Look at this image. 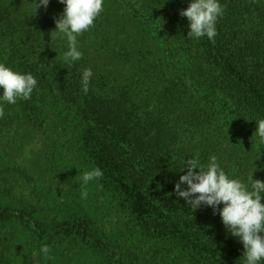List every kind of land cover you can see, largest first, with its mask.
<instances>
[{
	"label": "trees",
	"instance_id": "obj_1",
	"mask_svg": "<svg viewBox=\"0 0 264 264\" xmlns=\"http://www.w3.org/2000/svg\"><path fill=\"white\" fill-rule=\"evenodd\" d=\"M189 2L103 0L69 65L59 0H0V63L37 79L0 105V264H244L219 214L174 186L211 155L264 181V0H220L214 42L188 38Z\"/></svg>",
	"mask_w": 264,
	"mask_h": 264
},
{
	"label": "clouds",
	"instance_id": "obj_2",
	"mask_svg": "<svg viewBox=\"0 0 264 264\" xmlns=\"http://www.w3.org/2000/svg\"><path fill=\"white\" fill-rule=\"evenodd\" d=\"M64 5L62 14L55 20L56 30L67 40L68 47L63 54L65 63L71 65L82 57L77 46V37L88 30L94 20L103 11V0H59ZM34 12L49 0H33ZM220 0H190L187 8L179 15L188 21V38L207 37L214 42L217 35L216 22L223 15ZM92 70L82 72L81 83L88 90ZM37 86V79L32 73H22L0 63V105L15 104L18 99L29 100ZM3 109L0 107V117ZM255 135L264 143V119L256 121ZM186 173L179 176L174 192L192 209L210 207L213 214H219L221 222L233 237L243 245L244 264H261L264 261V181L253 179L251 172L247 181L230 176L220 166L216 155H211L207 164H200L198 159L184 160L180 169ZM198 170V171H197ZM99 167L86 170L81 175V197L87 198L84 185L103 177ZM186 186V187H185ZM222 205V207H220ZM51 251L48 244L40 247L39 252L47 256Z\"/></svg>",
	"mask_w": 264,
	"mask_h": 264
}]
</instances>
